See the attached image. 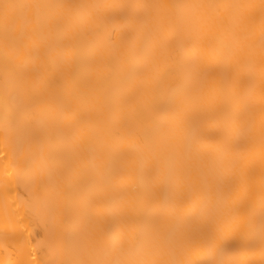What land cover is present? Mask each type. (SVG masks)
Returning <instances> with one entry per match:
<instances>
[{
  "label": "bare ground",
  "instance_id": "1",
  "mask_svg": "<svg viewBox=\"0 0 264 264\" xmlns=\"http://www.w3.org/2000/svg\"><path fill=\"white\" fill-rule=\"evenodd\" d=\"M11 3L47 6L42 13L29 10L32 31L25 39L5 41L0 24V264H64L82 260H180L196 258L173 247L162 252L150 248L111 247L118 239L116 204L111 190L98 197L93 186L75 193L61 191L66 165L78 154L89 160L104 156L112 166L106 177L128 176L150 183L161 206L168 205L179 185L184 193L183 212L171 215L161 226L163 234L177 238L185 231L184 213H197V198L227 200L236 194L250 159L247 137L261 135L259 84L245 93L242 74L247 71L246 51L240 67L220 71L211 49L229 41L232 26L227 16L234 10L214 6L259 4L260 0H8ZM96 24L115 29L108 46L117 64L141 62L151 65L169 55L177 65L178 79L192 77V87L170 104L162 98L160 134L134 151L127 141L140 129L121 120L119 106L105 88L67 78L50 83V74L40 69L47 55L62 62L67 38L78 34L81 55H89ZM259 42V21L255 27ZM27 46L15 61H6V51ZM258 73L259 62L254 66ZM209 72V80L200 73ZM235 79L236 93L209 102L210 81L217 85L224 76ZM32 91L31 97L24 93ZM162 87V85H161ZM51 106L63 119L53 121ZM148 119H152L149 117ZM53 126L57 145L49 146L42 129ZM119 129V136L111 131ZM89 138L91 148L79 152L78 141ZM239 155V159H237ZM257 190L254 196L256 228H259V160H255ZM89 175H94L91 170ZM235 181L231 191L229 179ZM97 180L100 177H96ZM57 204L63 206L66 234L52 230L51 217ZM103 241L93 246L94 241ZM257 255V259H258Z\"/></svg>",
  "mask_w": 264,
  "mask_h": 264
},
{
  "label": "snow or ice",
  "instance_id": "2",
  "mask_svg": "<svg viewBox=\"0 0 264 264\" xmlns=\"http://www.w3.org/2000/svg\"><path fill=\"white\" fill-rule=\"evenodd\" d=\"M47 6L17 4L0 0V24L3 25L4 36L7 41L17 37L25 39L32 31L29 10L37 9L41 13ZM231 8L227 22L233 28L229 41H220L218 48L211 49L216 65L221 72L226 73L230 68L240 67V55L246 51V68L242 80L245 93L251 96L259 84V103L261 113V135L259 141L255 137H247L246 149L250 159L246 172L236 188V194L227 200L213 202L208 198H197L195 205L197 213H184L187 221L185 231L177 238L174 234H163L161 226L167 218L182 213L184 193L179 185L174 192L173 199L166 206H161L154 190L156 177L150 183L143 178L137 181L131 173L128 176L106 177L105 170L111 168L110 159L100 156L89 160L86 156L77 155L66 165V174L61 191L75 193L83 186L94 187L98 197L106 195L109 190L113 193L116 204L118 239L111 242V247L150 248L162 252L173 247L181 253L193 254L196 258L180 260H82L64 262V264H264V0L257 4H239L228 6H214ZM259 21V42L255 40V27ZM95 40L89 42V55H81L83 45L78 40V34L72 33L65 44L62 62L45 55L40 59L42 72L50 74V83L60 84V78H67L73 85L80 82L90 87L105 88L119 106L121 120L125 124L138 129L134 137L127 141L130 150H135L141 143L160 134L159 109L164 96L170 104L177 103L178 98L192 87V77L185 74L183 81L179 80L177 65L169 55H162L150 66L136 60L117 64L108 46L112 41L115 29L102 28L96 24L92 29ZM24 48H17L13 53L6 51V61L15 63L25 52ZM259 62L258 73L254 66ZM59 74V77H57ZM200 78L209 80V72L200 73ZM235 79L226 75L217 85L215 77L210 81L211 95L209 102L215 104L219 99L236 93ZM162 85V87H161ZM24 93L31 97L32 91L25 87ZM52 120L63 119L61 114L48 107ZM151 117L152 119H148ZM49 146L57 145L55 128L49 126L41 130ZM112 136H119V129L111 131ZM79 152L83 153L91 148L89 138L78 141ZM259 160L258 192L260 200L259 228L257 232L254 196L257 190V175L255 160ZM239 159V155H237ZM94 175H89V171ZM96 177H100L99 180ZM235 181L229 179L231 191ZM63 206L57 204L53 209L51 227L59 237L66 234L62 220ZM104 243L94 241L96 244ZM258 255V259H257Z\"/></svg>",
  "mask_w": 264,
  "mask_h": 264
}]
</instances>
